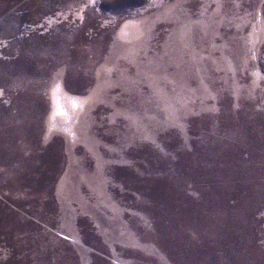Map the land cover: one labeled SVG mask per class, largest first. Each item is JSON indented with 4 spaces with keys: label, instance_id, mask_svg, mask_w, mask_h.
Masks as SVG:
<instances>
[{
    "label": "rangeland",
    "instance_id": "rangeland-1",
    "mask_svg": "<svg viewBox=\"0 0 264 264\" xmlns=\"http://www.w3.org/2000/svg\"><path fill=\"white\" fill-rule=\"evenodd\" d=\"M0 264H264V0H0Z\"/></svg>",
    "mask_w": 264,
    "mask_h": 264
}]
</instances>
